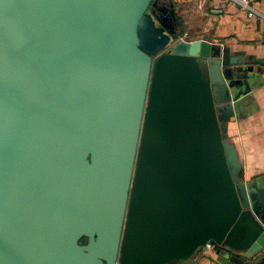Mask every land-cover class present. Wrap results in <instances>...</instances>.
<instances>
[{
  "label": "water",
  "instance_id": "95a60500",
  "mask_svg": "<svg viewBox=\"0 0 264 264\" xmlns=\"http://www.w3.org/2000/svg\"><path fill=\"white\" fill-rule=\"evenodd\" d=\"M158 1L0 0V264H264V174L227 133L264 60Z\"/></svg>",
  "mask_w": 264,
  "mask_h": 264
},
{
  "label": "crops",
  "instance_id": "0c3cea01",
  "mask_svg": "<svg viewBox=\"0 0 264 264\" xmlns=\"http://www.w3.org/2000/svg\"><path fill=\"white\" fill-rule=\"evenodd\" d=\"M188 42L219 44L230 55L264 60V0L254 3L261 18L249 19L231 0H172ZM183 40V39H182ZM253 100L239 118L227 126L229 141L235 146L243 180L264 174V71ZM182 264H231L221 252L202 248Z\"/></svg>",
  "mask_w": 264,
  "mask_h": 264
},
{
  "label": "built area",
  "instance_id": "2783aa9c",
  "mask_svg": "<svg viewBox=\"0 0 264 264\" xmlns=\"http://www.w3.org/2000/svg\"><path fill=\"white\" fill-rule=\"evenodd\" d=\"M234 4H236L241 10L247 13V17L249 19H258L261 18V14L255 9L254 3L262 0H231ZM182 39H188V34L182 36ZM204 249L216 251L214 245L207 244Z\"/></svg>",
  "mask_w": 264,
  "mask_h": 264
},
{
  "label": "flooded vegetation",
  "instance_id": "af4514ba",
  "mask_svg": "<svg viewBox=\"0 0 264 264\" xmlns=\"http://www.w3.org/2000/svg\"><path fill=\"white\" fill-rule=\"evenodd\" d=\"M158 4H160V7H159L158 10H156V13H157L158 16L162 17V10L166 9V7L170 8L171 4L167 0H160V1H158ZM154 10H155V8H151V12L154 11ZM171 24H172L171 26H173V29L175 31H177L176 24L173 23V22ZM82 242L84 244H86L87 243V239H83Z\"/></svg>",
  "mask_w": 264,
  "mask_h": 264
}]
</instances>
